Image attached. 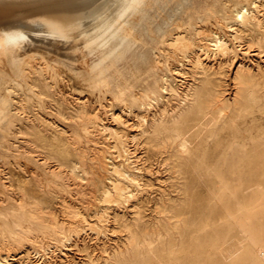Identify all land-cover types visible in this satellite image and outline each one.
I'll use <instances>...</instances> for the list:
<instances>
[{
  "label": "bare ground",
  "instance_id": "6f19581e",
  "mask_svg": "<svg viewBox=\"0 0 264 264\" xmlns=\"http://www.w3.org/2000/svg\"><path fill=\"white\" fill-rule=\"evenodd\" d=\"M149 1L152 0H0V54L13 56L12 68L9 66V69L5 68L0 73V129L3 124L10 125L11 130L7 133L9 136L10 134L13 136L7 140L16 144L17 150H23L27 154L29 152V155L30 153L34 154L36 159L45 165L46 178L40 174L38 175L34 172L35 170L29 175L26 174L29 178H35L39 190L44 194L63 195L66 192L72 193L74 191L76 194L87 195L86 188H81L76 180L86 181V184L93 181L95 192L100 191V195H102L100 198L107 203V207L103 209L101 214L100 210L96 212L99 220L104 217L108 209L113 206L119 208L121 200L125 199L127 201L131 197L130 194L134 192V190H131L132 183H139V178L131 174L128 166H126L136 162L134 158H139L131 148V142L136 146L135 150L139 146L143 147L145 157L140 158L145 161L162 156L170 146H176L171 157L174 160L173 167L175 171L179 178L184 181L179 188L183 196L178 201L168 197L167 202L164 201L156 205L160 212H166L171 219H174L173 227H166L167 236L150 231L146 227L140 205H137L136 216L133 220L130 219L132 221L125 219L124 215L116 212L114 221L122 224V227L129 234L127 241L129 249L125 251L121 248L114 251L113 255L108 256L107 264H264V242L258 239L255 228V224L264 228V219L260 216L256 217V213L263 214L264 212V171L261 169L260 171H253L252 169V165H256V163L259 166L264 164L263 63L261 61L254 62L253 57L248 61L246 58H241L237 62V54L229 44V39L220 35L215 27L214 30L213 27H208L209 25H205V27L203 25L196 27L190 25L194 27L193 31L195 30L199 36L206 32L215 34V38H212L211 41L215 42L214 46H216L219 54L216 53L220 55L219 60L214 58L211 60L213 63L210 61L209 45L202 44L203 41L201 43L197 42V38L195 40L192 37L191 31L180 30L174 34H171L174 30L170 34L167 31L161 42L163 41V48H165V44L167 46L165 50L168 53H166L170 54L169 56L172 55L174 60L178 61L177 67L173 69L174 74H180L179 76H181L185 62L191 66V69L184 73L186 75H183L185 80L182 84L173 86L174 84L169 83V78H163L161 75L162 80L160 78V80L148 83L144 88L135 87L136 81L148 78L161 64V60H158L159 57H151L152 52L149 53L151 55H148L147 40H140L133 31L126 36H122L124 24L132 22L133 16L139 14L146 16L149 14ZM160 1L153 0L152 3L158 4ZM262 1L240 0L241 5L234 9V19L227 20L224 25L234 41L240 43V45L247 44L249 50L252 47L256 48L258 54L264 57V5ZM196 8H199V6ZM195 10L188 15L189 20H193L201 11L200 9ZM179 20L182 19L179 18ZM203 20L209 23L211 19L207 16ZM203 20L201 19V21ZM221 20L223 19L220 17L218 21ZM214 25L216 26V24ZM149 31L151 32V30ZM193 34L195 33L193 32ZM205 43L208 42L205 41ZM138 44L145 51L139 61L135 58L131 59L130 64L127 66L124 64V55L115 58L116 53L121 49L126 51L128 48L130 50ZM98 50L103 52V57L95 66L99 70V73L96 74L95 68L87 69L85 59L90 55H94ZM108 60L112 61L111 64L105 65ZM235 65L236 71L233 75L234 94L231 92L233 97H227L223 90L226 68L230 69ZM129 67L133 69L132 75L127 70V68L130 69ZM168 68L170 69V67ZM38 75L43 76L45 80L46 78L51 79L53 87L57 85V82L61 87L62 82L65 81L72 84L73 94L77 95L75 99L77 101L82 100L74 110L77 114L83 115L81 119L79 118L80 120L77 119L82 120L80 126L85 133L90 134L97 129H102V131L105 130L109 132L107 134L112 136L113 141L109 142L105 148L108 153H116L122 159V163L114 161L112 156L106 155V151H103L102 155L99 153L104 162L102 166L113 169L118 174V178L107 176L112 188H108L103 183L101 176L94 170V167H87V160L85 162L78 160V162L65 163L51 155H43V152L42 154L36 148L30 147L34 141L32 142L26 138L29 132L20 125L18 126L15 121L20 122L24 116H28L27 98H30V96L35 101H33L35 111L40 115H42L41 113H47L46 109L48 110L49 107L44 106L46 103L43 104L42 98L36 97V94H43L33 84ZM72 89L69 91H72ZM169 91L177 95V98H175L177 102L174 105H168L164 102L163 98L166 97L164 94ZM108 95H111V99L107 100L108 103L106 104L109 106L107 110L110 111V116L121 126L125 123L122 120L124 113L130 112L132 107L138 110L137 120L134 123L138 127L136 134L130 136L128 133L118 132L114 126L110 127V125L103 122L104 112L99 113V110H90L92 105L93 108L96 106L93 103L101 100L103 103ZM72 100L71 102H73ZM154 101L158 103L161 101L164 104L162 103L163 105L159 108L157 106L155 109L152 108V111L147 114L146 104L152 106ZM39 103L41 107L38 105ZM47 119L50 123L55 124L51 117H47ZM28 125H30V121ZM127 128L123 129L127 130ZM7 133H5L6 136ZM70 138L71 136L67 140H70ZM87 138L89 139V136ZM74 141L76 143L75 135ZM94 143L96 144V142H93V145H95ZM236 146H242L244 153L241 162L231 171L233 175H238L240 178L239 184L232 187L225 180L222 167L228 161L227 156H229L230 150ZM6 147L8 148V145ZM110 149H113V151ZM8 151H10L9 148ZM52 161L55 162L54 165H50ZM56 165L57 167H55ZM71 178L75 180V186L73 184L72 187L71 184L65 186L59 182L68 183ZM3 179L1 180L4 181L3 185L7 190L6 183L9 181ZM18 189L22 192V200L17 203L22 216L15 217L17 215L14 214L15 216L10 217L0 209V231L4 234V237L10 235L9 237L18 240L19 243L24 235L29 236L36 230L41 229L47 234L49 244V242L57 239L56 234L58 232L68 231L70 235L78 232L80 226H74L76 221L72 220L73 218H68V221L58 219L52 209H48L49 206L46 207L44 204V207L42 201H37L38 198L35 200L29 197L26 189L21 187ZM91 193H94V190L89 192V194ZM11 195H8V198H11ZM202 195H206V197ZM15 200L13 199V202ZM4 201H8L7 197L6 200L4 198ZM202 201H204V204ZM64 206L67 209V214L71 217L81 216L79 208L70 205ZM201 207H203V211H199ZM98 223L95 226L100 228V221ZM4 237L3 240L6 239ZM29 237H26L27 240ZM18 243L16 242L17 246ZM25 245L28 247V244ZM17 254H20V256L11 255L0 258V264H27L29 253L19 251ZM38 256L40 255L38 254ZM91 262L93 261L91 260ZM92 264L96 263L93 262Z\"/></svg>",
  "mask_w": 264,
  "mask_h": 264
},
{
  "label": "rangeland",
  "instance_id": "374dc122",
  "mask_svg": "<svg viewBox=\"0 0 264 264\" xmlns=\"http://www.w3.org/2000/svg\"><path fill=\"white\" fill-rule=\"evenodd\" d=\"M188 1L187 0H161L158 4L152 3L153 0L149 1L148 2L149 8L147 6L148 13H149L148 15H146V16L142 15L141 16V14H139V15L133 16L132 22L124 24V30L122 32V36H126L127 34H129V32L133 31L135 33V35L139 37L140 40H143V39L147 40V42H148L147 48L149 47V49H147V51L149 50L148 55L153 54V55H151L152 58H158L159 57L158 60H161L160 66L153 71L154 73L152 72L153 74L151 73L148 76L149 79L146 77V78L141 79L142 81H139V80L136 81L137 83L134 84L135 87L144 88L146 86V84H148V83H152L155 80H160V78L162 80V76H163V78H165V77L169 78V81H170L169 83L172 85L174 84L173 86L180 85V84H182L183 80H185L183 78L184 77L183 75H186L184 73L189 71V69H191V66L189 64H187V62H185V67L181 71L182 77L179 76L180 74H178V75L174 74L173 69L175 67H177L178 61L174 60V57L172 55L169 56L170 54L169 55L167 54L168 51L165 50V48L167 46L165 44V46H164L165 48H163V43H162L163 41L161 42V40H163V35L165 37L167 31H168V34L173 32V30H174V32L171 34H174V33H176V31L178 32L180 30H184V31L187 30L189 32L191 31L192 37L195 40L197 38V40H196L197 42L201 43L203 41L202 44H207V46L209 45V52H211L210 61L214 58L215 59L217 58V60H219L220 55H218L219 52L216 49V46H214L215 42L211 41L215 38V34L214 33L209 34L208 32H206L207 34L202 33V36H199L196 34L195 30L193 31L194 27L202 26V25H203V27H205V25H209L208 27H210V26L213 28L215 27L216 31L220 35H223V36L227 37V39H229V44H231V46L233 47V49L235 50V52L237 54V56H236L237 62L241 58H246L247 61L254 58L253 59L254 62L261 61V63H263V66H264V61H262V60H264V57H262L261 54H258V51H256V48L252 47L249 50V47L247 44H245V43L241 44V45H240V43L238 44V42L234 41L231 38V36H230L231 34L228 32L227 27L224 25V23L227 20L234 19V16H233L234 9H235V7H237V6L239 7V5H241L240 0H227V1L226 0H206L207 3L205 2V0H203V1L202 0H196V1L195 0H188ZM262 3L264 5V0L262 1ZM151 4H152V6H151ZM217 4H218V6H217ZM220 5L224 8H222ZM198 6H199V8H196ZM207 7H208L209 11H208ZM216 8H217V10H216ZM195 9H197V10L200 9L201 11H199L198 14L195 16L196 18L194 17L193 20H189L188 15L190 13H193L194 11H196ZM221 11H223V12H221ZM208 13H210V14H208ZM164 14H166V15L164 16ZM214 14L216 16H213ZM224 14H226V15L228 14V15L226 16ZM207 16H209L211 19L209 23H207L208 21L203 20ZM197 17L200 19H198ZM220 17L223 19L220 21L221 23L218 21V20H220ZM179 18L182 20H179ZM185 18L187 19V21ZM152 19H153V21H152ZM201 19L203 21H201ZM199 20H200V22H198ZM212 21H214V22H212ZM156 23H158V24H156ZM161 24H163V25H161ZM214 24H216V26ZM183 25H185V26H183ZM190 25H192V26L195 25V26L192 27ZM187 26H189L190 28ZM215 28H214V30H215ZM153 29H154V32H153ZM149 30H151V32ZM156 30H158V31H156ZM193 32L195 34H193ZM213 34H214V36H213ZM205 41L208 43H205ZM151 42H152V44H151ZM209 43L212 45H210ZM235 44H237V45H235ZM153 45H154V47H153ZM139 46L140 45L138 44L130 50L127 48L126 51H125V49L124 50L121 49L119 52L116 53L115 58L116 57H123V55H124V57H123L124 64L127 66L130 64L131 59L135 58L137 61H139L141 58V55L143 53H145L144 49H142V47H139ZM159 47H160V49H159ZM241 50H242V52H241ZM216 52H218V54ZM246 52H248V53H246ZM149 53H151V54H149ZM216 56H218V57H216ZM102 57H103V52L101 50H98V51H96V53L94 55H90L89 57H87L85 59L87 69L95 68L96 64L98 63V61L101 60ZM164 59H166V60H164ZM210 61H208V63H210ZM111 62H112L111 60H108L105 65H109V64H111ZM175 62H177V63H175ZM211 62L213 63V61H211ZM12 63H13V56L0 54V73H2L3 69H5V68L9 69V66L11 67ZM172 63H173V65H172ZM168 67H170L171 70ZM127 70H129L128 71L129 74L131 73L130 75L133 74V69L127 68ZM235 71H236V65L230 69L226 68V76L224 78L223 90L225 91V94L227 97H233V94H234L233 75H234ZM14 72H16V71H14ZM95 73L96 74L99 73V70L97 68H95ZM37 77L34 80L33 84L36 86V89L40 90V92L42 91L43 94H41V95L36 94V97L39 96L38 98H40V99L42 98L44 101L43 104L46 103V104H44V106L47 105L49 107L48 110L46 109L47 113H44V114L41 113L42 115H40V113L35 111V109H34L35 103H33V101H34L33 97L30 96V98L29 97L27 98V107L29 108L28 109V112H29L28 116H30V117L24 116V118L20 122L15 119L17 121V122L15 121V123L18 126L20 125L21 127H23L24 130H27L29 132V134H27L28 136L25 135V136H27L26 138L30 139L32 142L34 141L31 144V146L30 145L29 146L34 148V149L36 148L41 153L43 152L44 153V154L42 153L43 155H45V154L51 155V156L55 157L57 160L65 162V163H71L73 161L78 162V160H80L81 162H85V160H87L86 161L87 167H89V168L94 167V170L97 171V173H99L98 174L99 176H101L100 178L103 180V183L108 188H112L111 182L109 180H107V176L109 175L111 177L118 178V174L113 169H109V168L107 169L106 167L102 166L104 162H103V159L101 157V155L103 154V151L107 152V149L105 148L106 145L109 142L111 143L113 141L112 136L107 134L109 132H107L105 130L102 131V129H99V130L97 129L96 131H94L90 134H87V133H85V131H83L82 127L80 126V122H82V120L79 121L81 119V117H83V115L77 114L74 110L75 107L78 106L82 100L77 101L75 99L77 97V95L73 94L74 91L72 89L73 87L71 86L72 84H70L68 81H65V82H62V87H61V85H58L59 83L57 82V85L53 87L51 79L46 78V80H48V81H46L43 76H42L43 78L40 75H38ZM173 79H174V81H173ZM179 79H181L182 81L180 80V82H179ZM176 83H178V84H176ZM49 84H50V86H49ZM51 84H52V86H51ZM137 84H139V85H137ZM140 84H142V85H140ZM47 86H48V88H47ZM69 86H71V87H69ZM39 87H41V88H39ZM70 88L72 89V91H69V90H71ZM66 89H67V91H66ZM53 92H55V93H53ZM141 92L143 93V91H141ZM56 93H58V94H56ZM66 93H68V94H66ZM64 95H65L66 99L64 98ZM72 95H74V96L72 97ZM164 95H166V97L163 98L165 104H168V105L176 104L177 99H175V98H177V95H174V93H172L171 91L165 93ZM70 99L71 100L73 99L72 100L73 102H71ZM110 99H111V95H108L107 99L103 100V103H102V100L97 102V103L95 102L93 104L94 105L96 104L97 107L95 106V108H93L94 106L92 105V107L90 106L91 108L90 107L89 108H90V110H96V111L99 110V113L104 112V114H103L104 121L103 122L110 125V127L114 126V128L118 132L125 133V134L128 133V134H130V136L132 134H136L138 132V127L136 125H134V123L137 120L136 115L138 113V110L136 108L132 107V109L130 110L131 113L129 111L124 113L122 116V120L125 121V123L122 124L123 126H121V124H118L110 116V114H109L110 111L107 110V107L109 109V106L106 103H108L107 100H110ZM178 99H179V96H178ZM60 100H62V101H60ZM104 101H105V103H104ZM160 102L158 103V102L154 101L152 103V106L149 104H146V107H147L146 112H148L147 114H149L150 111H152V108L155 109L156 106H157V108H159L164 104L163 102H161V103ZM76 103H78V104L76 105ZM67 104H69V105H67ZM38 105L40 106V103ZM100 106H101V108H100ZM31 113L34 115H32ZM134 113H135V115H134ZM91 116H93V115H91ZM47 117H51L53 119V121L55 122V124L50 123L48 121V119L46 120ZM77 118L78 119L80 118V119L78 120ZM31 120H32V122H31ZM29 121H30V125H28ZM76 122L78 124H75ZM21 123H23L24 125ZM76 125H78V126H76ZM9 126L10 125H8V124H3L1 129H0V160H1L0 161V171L3 170V171H1L0 178L1 179L4 178L3 180L9 181L8 183H6V186H8V189L10 188L9 190L8 189L5 190L4 185H3L4 181L2 182V180L0 179V197L2 196L0 198V209L3 210L5 213H7V215L10 217L13 216L14 214L17 215V216L14 215L15 217L22 216V215H20V214H22L21 209L19 208V206L17 204L18 202H20L22 200V197H21L22 192H20L19 189L17 190V188L21 187L23 189H26L29 197H31L35 200H37V198H38L39 200H37V201H39V202L42 201L41 203L43 204V206H44V204L46 207L49 206L48 209H52V211L54 212V214H56L58 219H66V221H68L69 219L73 218L72 220L76 221L74 223V226L77 225V227L78 226H80V227H78V232H77L78 234L77 233H71L73 235H70V234H68L69 233L68 231H64V232H60V233L58 232L56 234L57 239L53 242L52 241L49 242V244H48L47 234H45V232L41 229H38L35 232L31 233L29 236H32V237H29L28 235H24L23 239L19 242L22 245H20L18 243V240H15V239L9 237L10 235L8 237H4V234L0 231L1 232L0 233V258H5V257L11 256V255H15L16 257H19L20 254L18 255L17 252L24 251L25 253H27V252L29 253V258H28L27 264H90V263L92 264L93 262L96 264H107L106 262H107L108 256L113 255L115 253L114 251H117L118 249H121V248H122V250H125V251H127L129 249V246L127 244L129 234L122 227V224L116 223L114 221V214L116 212H118L120 215H124L125 219L127 218L129 221H132L133 218L136 216L137 205H140V211H141L142 216L144 218V221L146 223V227L150 231H154L157 233L159 232L162 235L167 236L166 227L167 226L173 227L174 219H171L169 214H167L166 212H160V210L157 209L156 205H159V204L163 203L164 201L167 202L168 197H171L174 200L178 201L183 196L181 194L179 188L182 186L184 181L179 178L177 172L175 171V168L173 167L174 160L171 157V155L175 152V147H176L175 145L170 146L162 156L151 158L150 160L145 161L144 159L141 160V158H140V157L145 155L143 147L139 146L138 148H136L137 150H135L134 148L136 146H134V143L131 142L130 146L133 149V151L135 152V154L138 155L139 158L138 159L134 158L136 162L132 163L131 165H126V166H128V170L131 172V174H134L136 177L139 178V183H132L133 185L131 186V190H134V192L132 193L133 195L130 194L131 197L128 198L127 201L125 199H123L124 201L121 200V204H120L119 208L117 206H113L114 208L112 207L111 209H108V211H107L108 213L106 212L104 217L101 220H99V216L96 215V212L98 210H100V214H101L103 209H105L107 207V203L102 201V199L100 198V196H102V195H100V191L95 192V185H94L95 183L93 181H91V182H87L89 184H86V181L79 180V179L76 180L77 184L78 185L80 184L79 186L81 188H83V187H84L83 189L88 188L89 191L85 189V191L87 192L86 193L87 195L76 194L74 191L72 193L66 192L63 195H56L55 194L56 196L44 194L43 192H41L39 190V186L37 184L38 182L35 180V178L34 179L29 178V177H27V175L33 173V171L35 170L34 172H36L38 175L40 174L42 177L46 178L47 170H45L46 169L45 165L42 164L38 159H36L34 154L30 153V155H29V152L27 154V152H24L23 150H19V149L17 150V145L13 144L12 141L9 142L7 140L8 138L9 139L12 138L11 136H13L11 134L9 136V134L7 133L9 130H11V127H9ZM8 128H10V129H8ZM123 128H127V130L123 129ZM1 130H4V131L1 132ZM46 132H48V133H46ZM5 133H7L8 135L6 136ZM95 134L97 136L96 139H95ZM74 135L76 136V143H74L75 142L74 141ZM70 136H71V138L72 137L73 138L72 139L70 138V140H67V139H69ZM88 136H89V139L87 138L88 139L87 140L86 137H88ZM104 138H105V140H104ZM79 139L83 143H80L81 141ZM93 142H96V144L94 143L95 145H93ZM101 142L104 144H102ZM75 144H77V145H75ZM7 145H8V148L10 149V151H8V148L6 147ZM20 145H22V144H20ZM65 145H66V147H65ZM87 146H89V147H87ZM92 147H93V149H92ZM4 148H6V149H4ZM92 150L94 153L92 152ZM5 151H6V153H5ZM19 151H21V152H19ZM111 151H113V149ZM83 152H84V154H83ZM263 152H264V141H263ZM8 153H10V154H8ZM80 153H82V154H80ZM112 153L107 152L106 155L112 156L113 160L114 161L116 160L117 163H122V161H121L122 159L120 157H118V155L116 153H113V155H112ZM243 153H244V149L242 146H236L234 149H231L229 152V156H227L228 161H226L224 163V166L222 167V171L224 172V175H225V180L232 187L239 184L238 181L240 178L238 175H233L231 173V171L241 162V159L243 158ZM92 154H94V155H92ZM31 158L32 159L35 158V159L32 160ZM27 160L28 161L30 160V161L28 162ZM17 161L20 162L21 164L18 163ZM54 161L50 162V165H54L56 162V161L55 162ZM39 163H40V165H39ZM88 163L91 164V166H89ZM19 165H21V166H19ZM55 167H57V165ZM252 169H253V171H260V169L264 171V164H263V166H259L256 163V165H252ZM4 176L8 177V178L6 179ZM33 180H34V182H33ZM68 181H69L68 183L63 182V181H59V182H61L65 186H67L69 184H71V187H72V184L75 186V184H74L75 180H72V178H71ZM263 181H264V177H263ZM36 187H38V188H36ZM134 187L138 190L136 191V189ZM12 190H13V194H12ZM93 190H94V193L89 194V192H93ZM14 191H16L17 193L15 194ZM9 192L14 196H12ZM94 194H96V195H94ZM8 195L9 196L11 195V198H8L9 197ZM15 196H17L16 197L17 201L15 200ZM202 196L206 197V195H202ZM6 197H7L8 201L5 202L4 198L6 200ZM13 199L15 200L14 202H13ZM63 200H65L66 203ZM95 200H96V202H95ZM2 202L5 204H3ZM202 203L204 204V201H202ZM14 204H16V205H14ZM64 205H70V206H74V207L79 208L80 212H81V216H78L76 218L71 217L70 215L67 214L68 212H66L67 209L65 208ZM16 206H18V207H16ZM117 208L119 209V211ZM19 210H20V212H19ZM199 211H203V207H201L199 209ZM257 216H260L261 218L264 219V212H263V214H261L259 212L256 213V217ZM77 219H78V222H77ZM130 219H132V220H130ZM99 221H100L101 227L97 228L95 225L99 224L98 223ZM255 225H256L255 228H256V234H257L258 239L261 242H264V228L263 227L261 228V225H258V224H255ZM63 233L68 234L71 239L69 240V236L68 235L66 236ZM33 235H34V237H33ZM25 236L29 237L30 239L28 238V240H27V238ZM3 237L6 239L3 240ZM58 237L60 240L62 239L63 241L62 240L60 241L58 239ZM45 238H47V239H45ZM64 238H66V239L64 240ZM42 241H43V244H42ZM58 241H60V243H58ZM16 242L18 243V246H17ZM54 242H56V243H54ZM24 243L28 244V247H26L27 245H25ZM51 243H53V244H51ZM65 244H66V246H65ZM41 245H43L44 247H42ZM39 247H41V248L39 249ZM25 248H26V250H25ZM45 248L47 251L45 250ZM38 249H39V251H38ZM50 249H52V250H50ZM38 254L40 256H38ZM25 257L27 258V256H25ZM91 260L93 262H91Z\"/></svg>",
  "mask_w": 264,
  "mask_h": 264
}]
</instances>
